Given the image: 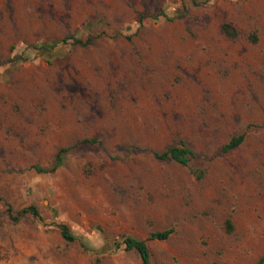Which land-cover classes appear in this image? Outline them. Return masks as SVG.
Listing matches in <instances>:
<instances>
[{
	"label": "rangeland",
	"instance_id": "rangeland-1",
	"mask_svg": "<svg viewBox=\"0 0 264 264\" xmlns=\"http://www.w3.org/2000/svg\"><path fill=\"white\" fill-rule=\"evenodd\" d=\"M166 229L151 264L264 256V0H0V264H140L122 239Z\"/></svg>",
	"mask_w": 264,
	"mask_h": 264
},
{
	"label": "trees",
	"instance_id": "trees-1",
	"mask_svg": "<svg viewBox=\"0 0 264 264\" xmlns=\"http://www.w3.org/2000/svg\"><path fill=\"white\" fill-rule=\"evenodd\" d=\"M162 15L167 20L173 19L164 14ZM222 31L226 36H229V37L236 36L235 32H230L227 26H223ZM69 40L72 42V44L79 45V46H87L90 44V41H91L89 39L86 41H81L75 37H71V38H64L63 40L60 41V43H65ZM56 47H57V43H50L46 45L35 46L34 49L42 52V55L48 57V56H51V54L55 51ZM243 141H244L243 134L234 136L225 145L222 146L221 152L228 153L232 150H235L243 143ZM95 142H96L95 140H82L81 143L92 144ZM63 152H66V150L65 149L59 150V152L55 156L54 162L51 167L49 168L34 167V170L37 173H53L62 163L61 154ZM153 155L157 160L173 161L184 167H187L190 159L195 157V154L193 153V151H191L184 145L172 146L163 152H153ZM194 173L198 178L201 177L200 173L199 174H197V172H194ZM6 211L10 219L13 222H17L20 217H22L23 215H27V214L33 217H39L38 211L35 206H28L26 208H23L17 211L15 214L13 213L12 208L10 206H7ZM57 228L59 230L61 238L66 243H72V242L77 241L86 252L93 253L94 251H96L93 248H91L83 239L78 238L74 236L73 234H71L69 231V228L66 225L59 224L57 225ZM172 233H173L172 229L157 231V232H153L149 234L143 240L135 239L133 237H124L122 239L121 245L123 246L124 251L135 252L140 259V264H151V255L149 252L148 243L153 242V241H158V242L166 241L169 239ZM256 264H264V256H262L256 262Z\"/></svg>",
	"mask_w": 264,
	"mask_h": 264
}]
</instances>
